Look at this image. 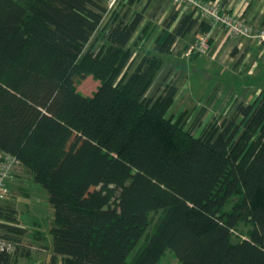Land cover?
<instances>
[{
    "label": "trees",
    "instance_id": "obj_1",
    "mask_svg": "<svg viewBox=\"0 0 264 264\" xmlns=\"http://www.w3.org/2000/svg\"><path fill=\"white\" fill-rule=\"evenodd\" d=\"M138 1L101 26L106 0H0V160L16 155L47 191V264H162L166 249L179 264H264V87L195 134L167 114L178 86L146 91L176 41L212 25L173 10L130 71ZM88 74L100 80L91 95L76 85ZM3 206L0 235L18 248L0 264H13L32 248Z\"/></svg>",
    "mask_w": 264,
    "mask_h": 264
},
{
    "label": "rangeland",
    "instance_id": "obj_2",
    "mask_svg": "<svg viewBox=\"0 0 264 264\" xmlns=\"http://www.w3.org/2000/svg\"><path fill=\"white\" fill-rule=\"evenodd\" d=\"M113 1L114 0H106V5L108 6L109 12L107 13L106 18L101 26L105 24L108 16L113 11V9L115 7H119L123 2V0H115V2ZM157 2L158 1L155 0L152 4H150V6H148L146 15L148 19H150L149 24L152 23L151 28L157 25V28L161 29L163 25V21H160L163 13V8L161 5H164L165 1L162 0V2L159 3V6L156 5ZM218 2L220 1L218 0ZM143 3L144 5H147L149 1L145 0L144 2H142V4ZM138 6L139 4L135 5L133 9H137ZM251 24L256 29H261L264 27V24L260 25V23L251 22ZM158 29L153 31V34L151 36V40L153 39L151 41V47L153 46L154 40L158 35ZM144 32L146 31L142 30L141 32H139L140 35L137 34L139 35L138 37H143V41H149L147 37L148 34H145ZM224 33L227 32L224 31ZM97 34L98 33H96V35ZM96 35L92 38L91 42L88 44V47L92 44L95 45L97 39ZM227 36L231 35L227 33ZM164 38L165 36L161 38V41ZM136 39L137 37H135L131 42V45L134 49V57L133 64L130 67V71L136 65L142 52H144V48H142L141 50L142 46L140 48L137 47L135 42ZM197 39V36H193L188 40L181 41L175 46L172 56H168V61L170 60V58H177L178 60H180V62H183L186 65V68L189 66L190 74L186 70L184 74H178V77L174 79L175 76H177L174 70L170 75H168L169 79L166 81L168 83L167 86H169L171 84L170 82H172L173 80L174 83H177V85L179 86L180 97V101L178 100V104L173 103L167 114L169 115L172 113V116H178V114L186 108L189 112L186 126L193 129V132L195 134L200 133L202 127L212 119L213 115L219 112L221 115L232 114L234 111L233 108L235 103L234 97L235 95H237V93L239 94V96H237L239 100L243 99L246 101H253L259 96L261 87L264 86V52H262L259 47H256L255 42L251 38L236 37L237 44L235 45L236 48H233L235 50L234 54L232 55L231 53V55H228V53H225V55L220 59H218L219 52H213L212 54L210 53V42L209 48L206 52L202 53L198 51H189L190 45ZM224 39L225 38L223 37L222 41ZM219 42L220 40L217 42V44ZM224 45L225 42H222V47ZM235 61H238V63L240 62V64H236L235 66ZM233 65L234 70L236 71L235 73L233 68H231L233 67ZM195 67H198L199 69L195 70ZM235 74L237 75V77H235ZM218 81H220L221 83H219ZM99 84L100 80L93 74H88L85 78L76 83L77 89L86 95H91L96 90ZM217 84L218 86L214 89V95L219 92V97L223 92H225V99H228L224 106L222 104L224 110H222L223 108L221 110L216 109L214 110V113H210L206 116V114L204 113L206 110V106L200 107L201 104H198L195 107L193 103L186 102V100H184L187 95V100H203L205 96H207V94ZM200 123H202L201 126ZM8 184L11 191L7 199L4 200L2 204L4 206L2 208L7 210L5 205H8V203L16 208L15 214L19 219L18 221L21 222V224L27 229L25 233L27 237H25V234L23 235V237L25 241L29 240L30 243L27 242L25 243V245L26 247L30 246L32 248V253L26 252L23 254H18V259L13 263L45 264V260L47 259L46 251L41 249L45 246L52 245V234L50 232V227L54 217V208L48 201L47 191L45 187H43L39 182H36L33 179V176L31 175L28 168L20 164L12 172V175L8 179ZM0 219H3L4 221L7 220L4 215H0ZM250 228L251 224L243 222L237 229L234 230V234L245 236L246 231ZM40 236L43 237L41 238ZM33 245L35 246V248ZM160 262L162 264H179L177 257L170 249H166L165 251H163L160 256Z\"/></svg>",
    "mask_w": 264,
    "mask_h": 264
},
{
    "label": "crops",
    "instance_id": "obj_3",
    "mask_svg": "<svg viewBox=\"0 0 264 264\" xmlns=\"http://www.w3.org/2000/svg\"><path fill=\"white\" fill-rule=\"evenodd\" d=\"M120 1V0H119ZM145 0H140L138 1L137 3H135L133 6H132V10H131V13L137 11V10H140L142 9L143 7L145 8V12H144V19L143 21L141 22L140 26L138 27L136 33L134 34L133 38H132V41L134 40L135 37H137L136 39V45L138 48H140L141 46V50L142 48H144V52H142V54L140 55L139 57V60L140 58L144 55V53H146L147 51H150V50H153L154 47H155V43H156V40L158 38H160V41H161V38L166 36L169 32L170 29H167V30H163V26H164V23L166 21V19L168 18L169 14L175 10V11H179V13H183L184 11L181 9V6L180 5H175L172 3L171 0H163L165 1L164 5H161L162 8H163V13H162V16H161V19L160 21L162 22L163 21V25L161 27V29L157 28V25L152 26V23L149 24V20L146 13H147V10H148V6H150V4H152L155 0H148L149 3L147 5H144V3L142 4V2H144ZM157 6H159V3L162 2V0H157ZM221 5L223 6L224 9L228 10L229 12H233V13H241L245 18H248L249 21H251L252 23H260V25L264 24V0H219ZM124 2V0H123ZM139 4L138 8L137 9H133L135 7V5ZM142 4V5H141ZM141 5V6H140ZM162 10V9H161ZM206 20V19H205ZM209 21V20H207ZM210 22V21H209ZM211 23V22H210ZM212 25V24H211ZM156 29L159 30V32L157 33L158 35L156 36L155 40H154V44L153 46L151 47V36L153 34V31H155ZM142 30H145L146 32H144L145 34H148V39L149 41H146L144 40L143 41V37H138L140 34L139 32H141ZM225 30L219 28V27H213V25L211 26L210 30L205 32V33H199V32H193L191 34H189L188 36L186 37H183V38H180L176 41V43L174 44L173 46V52H174V49H175V46L180 43L181 41H184V40H188L190 38H192L193 36H201L202 34H209L210 36V48L211 51L210 53L212 54L213 52L216 53V52H219L217 55L219 56L218 59L222 58L225 53H228V55L232 53V55L234 54V49L236 48L235 45L237 44V39L236 37H234L233 35L231 36H227V33H224ZM139 34V35H137ZM144 34V35H145ZM137 35V36H136ZM222 37V38H221ZM223 37L225 38L223 41ZM214 38V39H213ZM221 38V39H220ZM228 38V39H226ZM220 40V42L217 44V42ZM226 40V41H225ZM254 42H255V45L256 47H259L261 49L262 52H264V42L260 43L258 42L256 39H252ZM131 41V42H132ZM148 42V44H147ZM222 42L224 43L225 42V45L222 47ZM147 44V45H145ZM222 47V49H221ZM137 48V49H138ZM234 48V49H233ZM173 52L171 54H167L164 56V63L162 64L160 70L158 71L156 77L154 78V80L152 81L150 87L148 88V90L146 91V96L147 97H157L159 96L161 93H163L164 89L167 87L168 83L166 82L169 78H168V75H170L174 70H175V74H177V76H175L174 79H176V77H178V74H184V72H186V70L189 72L190 74V67L188 66L186 68V65L183 63V62H180V60H178L177 58H170V60L168 61L169 57L172 56ZM182 53V52H181ZM169 56V57H168ZM138 60V61H139ZM137 61V62H138ZM222 61V59H221ZM137 64V63H136ZM231 64V63H230ZM229 64V65H230ZM240 64V62L238 63V61H235L234 65L236 66ZM228 65V66H229ZM234 65L233 67V70H234ZM196 69L195 70H198L199 68L198 67H195ZM178 71V73H177ZM180 72V73H179ZM183 72V73H182ZM236 71L234 70V73ZM235 77H237V75L235 74ZM219 83H221L220 81H218ZM217 82V83H218ZM171 85H177V83H174V80L172 82H170ZM165 84V85H164ZM218 86V84L207 94V96H205V98L202 100H195V99H191V100H187L188 99V95L187 97L184 98V100H186V102H190V103H193V105L196 107L198 104H201V106H206V110H205V114L206 116L209 115L210 113H214V110L216 109H222V104L223 106L226 104L227 100L228 99H225V96H224V93L223 92L219 97H218V93L216 95H214V89ZM264 86L261 87V89L263 88ZM219 88V87H218ZM181 94V93H180ZM239 94L237 93V95H235L234 97V108L236 107L237 103L240 101L238 99ZM179 98V99H178ZM225 99V101H224ZM178 100L180 101V97H179V86H178V91H177V94L174 98V102L173 103H177L178 104ZM243 100V99H242ZM246 101V100H245ZM172 103V104H173ZM171 104V105H172ZM171 107V106H170ZM169 107V109H170ZM194 107V108H195ZM205 108V107H204ZM168 109V110H169ZM224 110V108L222 109ZM185 114L186 115V124H187V118L189 117L188 114L189 112L187 111V109L185 108L181 113L178 114L181 115V114ZM217 114H220L217 113ZM215 114V115H217ZM169 115H172L169 114ZM213 115V116H215ZM178 116H174V118H177ZM212 116V117H213ZM209 122V121H208ZM207 122V123H208ZM206 123V124H207ZM205 124V125H206ZM202 125V123H200V126ZM204 125V126H205ZM203 126V127H204ZM202 127V128H203ZM11 191V190H10ZM18 219V217H17ZM3 219H0V222H6L7 220H3ZM19 220V219H18ZM19 222V221H18ZM19 224L21 226H23L21 224V222H19ZM24 227V226H23ZM26 228V227H25ZM1 230V229H0ZM27 231V229H26ZM26 233V232H25ZM24 233V234H25ZM23 234V235H24ZM25 237L26 234H25ZM41 238L43 236H40ZM23 240H24V237H23ZM29 242V240L25 241L24 240V243H27ZM30 243V242H29ZM32 244V243H31ZM34 246V245H33ZM43 246V245H42ZM35 248V246H34ZM40 250V249H38ZM41 250H45L46 251V260H45V264L49 261L48 260V257L50 259L51 255H52V248L51 246H45L43 247ZM32 253V252H30ZM18 259V257L16 258V260ZM15 260V261H16ZM48 260V261H47ZM14 264V263H13ZM60 264V263H58Z\"/></svg>",
    "mask_w": 264,
    "mask_h": 264
},
{
    "label": "built area",
    "instance_id": "obj_4",
    "mask_svg": "<svg viewBox=\"0 0 264 264\" xmlns=\"http://www.w3.org/2000/svg\"><path fill=\"white\" fill-rule=\"evenodd\" d=\"M180 5L181 9H193L199 20H209L213 27H219L235 37H247L264 42V27L256 29L241 13H233L224 9L218 0H171ZM115 2V0L113 1ZM112 2V3H113ZM209 34H202L189 47L191 52H206L209 48ZM0 160V206L10 193L8 179L14 169L20 164L18 157L11 153H3ZM18 244L0 235V251L14 253Z\"/></svg>",
    "mask_w": 264,
    "mask_h": 264
}]
</instances>
